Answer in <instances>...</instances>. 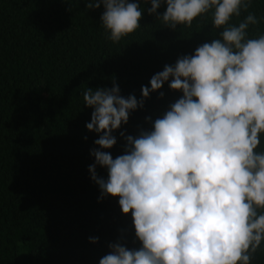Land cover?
<instances>
[{
	"label": "trees",
	"instance_id": "trees-1",
	"mask_svg": "<svg viewBox=\"0 0 264 264\" xmlns=\"http://www.w3.org/2000/svg\"><path fill=\"white\" fill-rule=\"evenodd\" d=\"M130 2L140 3L141 27L113 43L102 26L103 5L88 10L84 0H0V264H99L109 244L142 247L131 214L122 213L118 197L101 199L91 179L99 136L86 127L93 109L82 92L111 89L115 81L123 97L139 101L142 86L151 88L165 65L194 55L223 29H214L210 10L191 28L173 31L148 14L150 3ZM249 12L259 23L247 38H258L264 0H252ZM171 79L113 132L117 144L104 150L113 159L124 154L121 132L137 137L154 130L155 120L182 98L169 87ZM257 152H264V134ZM97 174L108 178L106 168L97 166ZM251 264H264V242Z\"/></svg>",
	"mask_w": 264,
	"mask_h": 264
},
{
	"label": "clouds",
	"instance_id": "clouds-1",
	"mask_svg": "<svg viewBox=\"0 0 264 264\" xmlns=\"http://www.w3.org/2000/svg\"><path fill=\"white\" fill-rule=\"evenodd\" d=\"M149 15L172 29L192 27L214 10L219 39L204 43L194 55L155 74L143 99L127 98L119 86L82 92L92 108L90 132L98 134L91 150V179L101 199L118 197L124 215L131 214L142 247L120 242L99 264H251L264 242V35L247 38L259 23L249 12L252 0H143ZM166 2V11L158 9ZM100 9L108 39L119 43L139 29L143 10L130 0H84ZM71 11V8L68 9ZM247 13L238 24L233 17ZM182 98L154 122V130L126 140L124 154L113 159V132L127 124L131 112L143 108L150 92L166 82ZM163 98V93H160ZM87 139V137H85ZM97 166L108 170L107 180ZM98 243V238H90Z\"/></svg>",
	"mask_w": 264,
	"mask_h": 264
}]
</instances>
